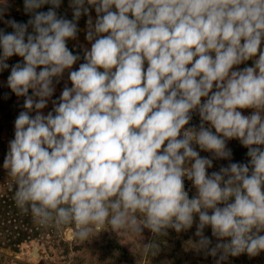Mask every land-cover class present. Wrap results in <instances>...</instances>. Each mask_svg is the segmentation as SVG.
<instances>
[{
    "label": "clouds",
    "instance_id": "obj_1",
    "mask_svg": "<svg viewBox=\"0 0 264 264\" xmlns=\"http://www.w3.org/2000/svg\"><path fill=\"white\" fill-rule=\"evenodd\" d=\"M61 3L24 0L22 23L0 0V72L23 97L2 165L16 206L82 242L147 230L146 255L194 224L192 250L215 264L264 253V0H70L72 19ZM82 16L81 57L68 41Z\"/></svg>",
    "mask_w": 264,
    "mask_h": 264
},
{
    "label": "rangeland",
    "instance_id": "obj_2",
    "mask_svg": "<svg viewBox=\"0 0 264 264\" xmlns=\"http://www.w3.org/2000/svg\"><path fill=\"white\" fill-rule=\"evenodd\" d=\"M8 3L4 20L23 19V23H26L30 16L24 12V0H8ZM69 5L70 0H62L60 8L57 9L58 15L72 19V9ZM49 7L46 5L47 9ZM91 15L94 20V9ZM86 20V16L80 18L77 39L68 41L74 53L80 54L81 57L83 56L81 46L90 47L85 39ZM0 24L5 25L3 20H0ZM21 59L13 56L7 63L11 66ZM78 63L74 68L78 67ZM248 66H251V61L248 62ZM9 74L6 72V76L4 72H0V264H215L212 257L205 258L203 254L192 250L194 245L191 241L197 239L194 236L195 224L186 232L176 233L174 230H169L166 237H157L156 242L160 245V251L156 256H152L146 255L142 246V243H147L151 238V233L147 230L143 233L145 239L142 241L139 237L130 234L120 233L118 237L115 232L109 230L100 233L90 242H82L74 236L72 226L59 229L54 226H41L30 213L21 211L13 199L14 181L7 176L2 167L8 143L14 138V121L23 110V97L18 98L7 86ZM66 82L67 72L60 84L56 85L52 99L59 97ZM51 108L52 104L49 101L45 113ZM191 123L198 125L199 117L194 116ZM227 146L232 150L231 162L247 161V149L238 140L228 141ZM201 155L210 154L201 152ZM229 162L214 160L213 168L209 169V172L217 171L220 166H227ZM185 187L189 190L190 197L195 194L191 182L187 181ZM205 235L213 240V244L215 243L210 228L205 229ZM35 246L40 248V257L31 259L30 254ZM225 264H264V253L253 258H249L246 254L229 257Z\"/></svg>",
    "mask_w": 264,
    "mask_h": 264
},
{
    "label": "trees",
    "instance_id": "obj_3",
    "mask_svg": "<svg viewBox=\"0 0 264 264\" xmlns=\"http://www.w3.org/2000/svg\"><path fill=\"white\" fill-rule=\"evenodd\" d=\"M48 9L46 8V5L41 9V11H47ZM14 20H16L17 22H22L23 23V19H14ZM0 29H3L4 31H6V32H11L12 31V29L10 28V27H8L6 24L5 25H1L0 24ZM68 47H69V49L70 50H72L73 52H74V50H73V48L71 47V45H70V43L68 42ZM75 54V53H74ZM4 72V74L6 75V72H9L10 73V69H8V70H5V71H3ZM7 76V75H6Z\"/></svg>",
    "mask_w": 264,
    "mask_h": 264
},
{
    "label": "water",
    "instance_id": "obj_4",
    "mask_svg": "<svg viewBox=\"0 0 264 264\" xmlns=\"http://www.w3.org/2000/svg\"><path fill=\"white\" fill-rule=\"evenodd\" d=\"M30 257L31 259H37L40 257V248L38 246L33 247Z\"/></svg>",
    "mask_w": 264,
    "mask_h": 264
},
{
    "label": "crops",
    "instance_id": "obj_5",
    "mask_svg": "<svg viewBox=\"0 0 264 264\" xmlns=\"http://www.w3.org/2000/svg\"><path fill=\"white\" fill-rule=\"evenodd\" d=\"M244 114H248V112L247 111H245V113Z\"/></svg>",
    "mask_w": 264,
    "mask_h": 264
},
{
    "label": "built area",
    "instance_id": "obj_6",
    "mask_svg": "<svg viewBox=\"0 0 264 264\" xmlns=\"http://www.w3.org/2000/svg\"><path fill=\"white\" fill-rule=\"evenodd\" d=\"M187 180H185V184H186Z\"/></svg>",
    "mask_w": 264,
    "mask_h": 264
}]
</instances>
